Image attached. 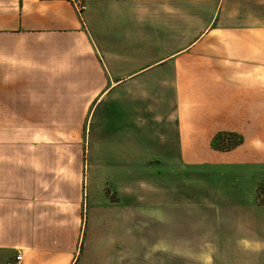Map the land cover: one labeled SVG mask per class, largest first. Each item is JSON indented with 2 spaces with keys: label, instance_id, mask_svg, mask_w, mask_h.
<instances>
[{
  "label": "crops",
  "instance_id": "obj_1",
  "mask_svg": "<svg viewBox=\"0 0 264 264\" xmlns=\"http://www.w3.org/2000/svg\"><path fill=\"white\" fill-rule=\"evenodd\" d=\"M82 1L0 0V264H264V0Z\"/></svg>",
  "mask_w": 264,
  "mask_h": 264
},
{
  "label": "rangeland",
  "instance_id": "obj_2",
  "mask_svg": "<svg viewBox=\"0 0 264 264\" xmlns=\"http://www.w3.org/2000/svg\"><path fill=\"white\" fill-rule=\"evenodd\" d=\"M70 1V0H69ZM204 3L208 0H203ZM202 12L204 16V11L207 9L206 4H202ZM187 9L192 8V5L189 6L187 4ZM187 29L193 30L194 29V23L193 22H187ZM206 23H200L201 27L203 28ZM188 39V38H187ZM173 99V97H172ZM173 107L170 106V113H173ZM88 113H57V117H61L59 119L58 127L55 128V136H57V140L59 141H68L73 143V150H72V157L74 160L77 159L79 155L81 157H85L86 147H87V141L83 140V136L81 134V129L79 128V125L82 120L86 117ZM91 114L89 113V117H91ZM17 115L18 113H14L11 117L10 114L5 115L4 113H0V143H8V142H19V141H27V138L25 136V132L23 130H18V121H17ZM88 117V119H89ZM86 122V126L88 124V121L90 122V119ZM86 134V132H85ZM227 134V132L220 133L218 135ZM217 135V136H218ZM237 135V134H236ZM238 136H240L238 134ZM236 140L235 136H225L224 141L216 140L215 138L213 141V146L218 149H225L223 146L230 147L232 143ZM232 148V147H231ZM3 151H0L2 153ZM16 153V151H13ZM86 164L85 159L83 163V172H85ZM85 174V173H84ZM83 174V175H84ZM261 185V186H260ZM259 186V191L257 189V201L259 203H264V183H261ZM105 190L107 192V195L109 196L111 201H114L117 197L110 186H106ZM122 191L123 192H130L129 184L122 183ZM240 257V256H238ZM234 264H247L245 262H234ZM249 264H256L253 262H250Z\"/></svg>",
  "mask_w": 264,
  "mask_h": 264
},
{
  "label": "trees",
  "instance_id": "obj_3",
  "mask_svg": "<svg viewBox=\"0 0 264 264\" xmlns=\"http://www.w3.org/2000/svg\"><path fill=\"white\" fill-rule=\"evenodd\" d=\"M225 136H235V138H236V140L232 143V145L230 147L223 146V148H225V149H230L231 147H235L237 144H239L242 141L241 136H238V135H236L234 133H227V134H223V135H218V136H216V140H220L221 139L222 141H224ZM260 186L258 187V190H259Z\"/></svg>",
  "mask_w": 264,
  "mask_h": 264
},
{
  "label": "built area",
  "instance_id": "obj_4",
  "mask_svg": "<svg viewBox=\"0 0 264 264\" xmlns=\"http://www.w3.org/2000/svg\"><path fill=\"white\" fill-rule=\"evenodd\" d=\"M70 2L72 3L73 7L75 8V10L80 13L81 11H83V9L85 8V4L82 0H70ZM17 260L19 259V256L16 257ZM12 264H18L17 262L12 263Z\"/></svg>",
  "mask_w": 264,
  "mask_h": 264
}]
</instances>
